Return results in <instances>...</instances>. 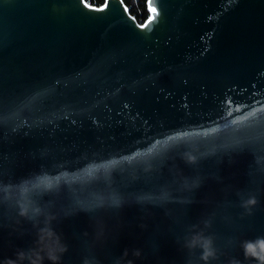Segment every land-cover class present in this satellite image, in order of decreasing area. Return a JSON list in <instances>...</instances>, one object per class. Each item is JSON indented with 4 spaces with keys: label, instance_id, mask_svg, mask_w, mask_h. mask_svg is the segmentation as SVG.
<instances>
[{
    "label": "water",
    "instance_id": "95a60500",
    "mask_svg": "<svg viewBox=\"0 0 264 264\" xmlns=\"http://www.w3.org/2000/svg\"><path fill=\"white\" fill-rule=\"evenodd\" d=\"M145 3L139 22L121 0H0V253L58 238V264H205L199 235L208 264H257L264 0H154L141 28ZM42 176L60 180L22 217ZM105 192L103 214L76 210Z\"/></svg>",
    "mask_w": 264,
    "mask_h": 264
},
{
    "label": "snow or ice",
    "instance_id": "6c2138e0",
    "mask_svg": "<svg viewBox=\"0 0 264 264\" xmlns=\"http://www.w3.org/2000/svg\"><path fill=\"white\" fill-rule=\"evenodd\" d=\"M154 0H149V9L150 13L153 15H150L149 20L145 24L139 25L141 28H145L148 26L149 23L153 19H155V13L157 12V9L155 7H152V3ZM121 3H123V0H121ZM107 6V0L105 7ZM89 7H91L89 5ZM92 10H97V11H102L103 8H98V9H92ZM127 11V8L125 9ZM180 135H187L186 133H182ZM178 137H169V140L177 139ZM157 144L160 142L157 141ZM155 147V146H154ZM152 149H149L148 152L150 153ZM147 155V153H140L137 152L134 154L133 157H125V159H134L137 156H143ZM114 163V162H113ZM99 167L107 168L108 165H101ZM91 171V170H90ZM60 177L57 176L55 178H50L48 176H42L39 178H36L34 180H28L24 184H21L18 192H19V201L16 202V205H14V208L19 211L20 215L27 216L30 214V212L33 210V205H32V200L38 198L39 194L43 192L46 189H52L56 184L59 183ZM0 191H3V189H0ZM31 197V199H29ZM118 203V199L115 194H109L108 192L103 193L102 195L99 196H93V197H88L76 204V210L79 211H84L92 215H100L103 214L106 210L111 209L114 205ZM183 227L189 232H195L197 231V221L192 219V218H185L183 222ZM100 229V235L103 236V231H104V225L101 224L99 225ZM257 239L261 238H253V239H247L246 241H255ZM243 242V244H244ZM242 244V245H243ZM34 247V246H33ZM29 248V245L27 244H22L20 245L17 249L14 251L10 252H5V253H0V264H4V261H15L17 260L16 253L25 251ZM243 248V246H242ZM58 251H62V245L59 242V239L56 238L55 246L49 248V252L51 254L57 255ZM198 252H202V249H198ZM244 252V249H243ZM197 254V253H194ZM245 254V253H244ZM42 264H54L52 260H50L47 256L46 259H43ZM58 264V261L56 262Z\"/></svg>",
    "mask_w": 264,
    "mask_h": 264
},
{
    "label": "clouds",
    "instance_id": "9594fccd",
    "mask_svg": "<svg viewBox=\"0 0 264 264\" xmlns=\"http://www.w3.org/2000/svg\"><path fill=\"white\" fill-rule=\"evenodd\" d=\"M249 203H255V201L250 200ZM48 236L53 237L54 233L49 232ZM190 246H199L202 249L200 258L205 261V264H208L210 258L216 257V251L212 246V241L210 238L194 235L190 242ZM242 246L245 257L253 258L257 264H264V238L257 239L255 241H246ZM41 251L42 250L30 249L28 252H17V260H9L7 261V264H22L24 260H29L30 264H42L44 257L41 255ZM29 253H31V255ZM47 256L54 262V264H56V262L59 260L57 255L51 254L49 251L47 252ZM235 264H239V262H235Z\"/></svg>",
    "mask_w": 264,
    "mask_h": 264
},
{
    "label": "trees",
    "instance_id": "16d2710c",
    "mask_svg": "<svg viewBox=\"0 0 264 264\" xmlns=\"http://www.w3.org/2000/svg\"><path fill=\"white\" fill-rule=\"evenodd\" d=\"M127 5L130 13L136 17L139 22H142L148 15L146 8V0H123ZM91 3L100 4L102 0H90Z\"/></svg>",
    "mask_w": 264,
    "mask_h": 264
},
{
    "label": "built area",
    "instance_id": "2783aa9c",
    "mask_svg": "<svg viewBox=\"0 0 264 264\" xmlns=\"http://www.w3.org/2000/svg\"><path fill=\"white\" fill-rule=\"evenodd\" d=\"M86 1H88L89 3H91L90 0H86ZM92 4H95V3H92Z\"/></svg>",
    "mask_w": 264,
    "mask_h": 264
}]
</instances>
